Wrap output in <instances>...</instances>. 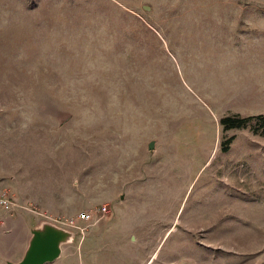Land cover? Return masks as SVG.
<instances>
[{"label":"rangeland","instance_id":"rangeland-1","mask_svg":"<svg viewBox=\"0 0 264 264\" xmlns=\"http://www.w3.org/2000/svg\"><path fill=\"white\" fill-rule=\"evenodd\" d=\"M235 116H264V0H0V264L42 222L75 234L51 264H264Z\"/></svg>","mask_w":264,"mask_h":264},{"label":"water","instance_id":"water-1","mask_svg":"<svg viewBox=\"0 0 264 264\" xmlns=\"http://www.w3.org/2000/svg\"><path fill=\"white\" fill-rule=\"evenodd\" d=\"M143 9L147 10V7ZM154 144L151 141L147 149L152 150ZM74 237L71 230L42 222L30 230V238L22 258L18 262L6 261L5 264H51L60 258L62 246L72 243Z\"/></svg>","mask_w":264,"mask_h":264},{"label":"built area","instance_id":"built-area-1","mask_svg":"<svg viewBox=\"0 0 264 264\" xmlns=\"http://www.w3.org/2000/svg\"><path fill=\"white\" fill-rule=\"evenodd\" d=\"M16 205L14 198L7 192L6 189L0 188V228L4 226V215H11ZM77 222L87 223L92 220V216L88 213H81L77 217ZM68 227H75L76 224L73 220L68 222Z\"/></svg>","mask_w":264,"mask_h":264},{"label":"trees","instance_id":"trees-1","mask_svg":"<svg viewBox=\"0 0 264 264\" xmlns=\"http://www.w3.org/2000/svg\"><path fill=\"white\" fill-rule=\"evenodd\" d=\"M251 120H255L257 128L261 126L262 129H264V116H255V117H247V118H240L238 116L225 117L220 120V123L223 124L226 130H230V129H236V128L238 129L244 128L248 125V123ZM231 140H233V138L226 140L224 144H229ZM224 150H227V146L224 147Z\"/></svg>","mask_w":264,"mask_h":264},{"label":"flooded vegetation","instance_id":"flooded-vegetation-1","mask_svg":"<svg viewBox=\"0 0 264 264\" xmlns=\"http://www.w3.org/2000/svg\"><path fill=\"white\" fill-rule=\"evenodd\" d=\"M171 228H172V225H171V226H169V229H170V230H171ZM169 229H168V230H169ZM170 230H169V231H170ZM166 233H168V231H167Z\"/></svg>","mask_w":264,"mask_h":264},{"label":"crops","instance_id":"crops-1","mask_svg":"<svg viewBox=\"0 0 264 264\" xmlns=\"http://www.w3.org/2000/svg\"><path fill=\"white\" fill-rule=\"evenodd\" d=\"M169 231V230H168ZM74 240V239H73ZM73 242V241H72ZM71 244V243H70Z\"/></svg>","mask_w":264,"mask_h":264}]
</instances>
